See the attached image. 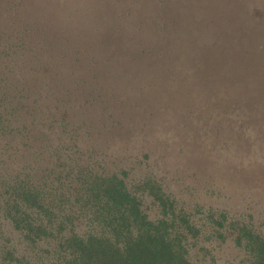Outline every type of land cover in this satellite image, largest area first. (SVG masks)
<instances>
[{"label":"trees","instance_id":"trees-1","mask_svg":"<svg viewBox=\"0 0 264 264\" xmlns=\"http://www.w3.org/2000/svg\"><path fill=\"white\" fill-rule=\"evenodd\" d=\"M31 2L0 0V264H264L253 212L207 207L196 186H187L190 199L178 196L146 149L134 159L149 167L130 178L136 166L113 168L107 147L142 134L153 142L152 103L175 74L174 99L189 100L172 114L191 139L200 109L229 123L236 109L260 107L264 88L231 75L210 81L226 76L209 62L217 48H257L264 73V5L225 20L231 0H196L189 24L169 16L168 0H153L117 17L112 36L113 4L83 27ZM195 83L205 94L192 102ZM185 147L179 154L190 155ZM155 148L166 157L165 140Z\"/></svg>","mask_w":264,"mask_h":264},{"label":"rangeland","instance_id":"rangeland-1","mask_svg":"<svg viewBox=\"0 0 264 264\" xmlns=\"http://www.w3.org/2000/svg\"><path fill=\"white\" fill-rule=\"evenodd\" d=\"M29 3L41 12L49 13L51 18L58 22L67 21L75 18L77 22H81V26L89 25V17H97L102 12V4L104 9L106 6L113 4V32L119 27V21L116 19L120 15L134 13L141 6L146 5L153 0H30ZM155 1V0H154ZM222 1V0H219ZM263 2V3H262ZM34 3V5L32 4ZM119 4V6H116ZM149 4V3H148ZM264 5V0H231V2L223 7L222 13L225 14L223 19H250L253 10L257 6ZM197 8L196 0H168L167 12L171 18L187 19L189 24L190 17H193V11ZM260 7V8H261ZM36 10V9H35ZM91 23V22H90ZM119 29V28H118ZM121 29V28H120ZM232 54H227L225 49L221 52L216 49L217 57L214 61H210V71H220L226 77L219 79H209L218 82L226 80L228 76L234 77L235 80L246 81L251 85H257L264 88V73L259 74L263 64L258 57L263 52L254 49L253 52L245 53L240 50H233ZM228 61L229 63H225ZM240 76V77H239ZM243 76V77H241ZM170 81L168 88H159L152 108L157 115L154 119V137L151 136L153 142L144 141V134L139 137L127 138L121 141L116 140L109 147L108 160L113 162V168H116L115 162L122 160L126 163L127 168L135 167L130 178H138L142 176L143 171L149 165L160 168V172L156 174L158 177L165 178V182L175 189L178 196H182L187 200L190 199L188 185L195 187L194 197H198L200 201L207 207L214 206L216 208H234L235 210H247L253 212L255 217V226L264 235V98L263 104L252 113L246 112L244 115L236 109L231 114L234 117L228 123V118L224 114L209 119L205 115L204 110H198V115L194 116V124L200 125L196 132L193 133L194 138L191 139L189 134L185 133V128L177 127L175 120L177 116L172 113L183 110L182 103L188 102V98L181 95L176 96L180 88L182 76L175 74ZM194 89L190 91V100L205 93L197 92L203 87L192 84ZM168 94L164 95V93ZM217 94L222 97L224 90L217 87ZM135 97L136 95H131ZM207 95L204 101H207ZM172 102H174L173 106ZM207 104V103H206ZM243 110V109H240ZM202 111V114L199 112ZM169 116V117H168ZM174 116V117H173ZM171 121V125L167 127L166 122ZM191 126V127H192ZM189 130V129H188ZM216 130H219L217 132ZM199 139H197V136ZM186 138V139H185ZM166 141L167 153L166 157H161L159 150L155 148V144L160 141ZM186 140V141H185ZM151 143H153L151 145ZM193 143V145H192ZM184 144V145H183ZM187 146L191 149L190 155L186 152L179 154L177 146ZM148 150L153 157L143 163L142 158L134 159L142 150ZM147 151V152H148ZM162 151V150H161ZM158 155V157H157ZM188 155V156H187ZM127 158H125V157ZM120 157V158H118ZM123 158V159H122ZM125 158V159H124ZM143 163V164H141ZM165 169V171H164ZM168 170V171H167ZM191 172V179L184 176ZM196 172V173H195ZM167 174L165 176H160ZM187 183V185H186Z\"/></svg>","mask_w":264,"mask_h":264}]
</instances>
